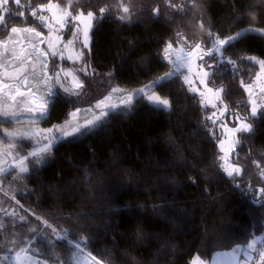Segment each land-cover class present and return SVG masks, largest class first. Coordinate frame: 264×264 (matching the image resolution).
Returning <instances> with one entry per match:
<instances>
[{
	"label": "trees",
	"instance_id": "16d2710c",
	"mask_svg": "<svg viewBox=\"0 0 264 264\" xmlns=\"http://www.w3.org/2000/svg\"><path fill=\"white\" fill-rule=\"evenodd\" d=\"M48 3L63 8L69 0H10L13 15L5 14L0 39L13 26L43 29L31 12L40 16L39 6ZM83 4L109 11L91 31L89 70L77 69L82 88L64 92L57 86L41 120L45 127L66 121L110 85L132 91L158 80L172 69L164 58L169 42L186 50L200 43L207 52L209 33L224 38L247 26L264 28V0H72L73 9ZM125 6L130 15L122 12ZM21 12L23 18L15 15ZM240 57L264 59V35L245 33L204 56L213 65L209 85L224 89L229 113L253 126L239 133L241 143L231 154L240 175L229 177L221 167L222 131L214 108L174 74L153 87L170 100L169 108L138 96L130 109L113 110L87 133L60 140L48 160H30L28 172L2 175L0 195L25 218L3 220L0 264H12L2 249L22 228L33 230L31 252L62 264H72L77 245L103 264H191L196 256L210 260L251 244L264 231V113L251 117L244 87L258 64ZM40 142H26L24 151Z\"/></svg>",
	"mask_w": 264,
	"mask_h": 264
},
{
	"label": "rangeland",
	"instance_id": "374dc122",
	"mask_svg": "<svg viewBox=\"0 0 264 264\" xmlns=\"http://www.w3.org/2000/svg\"><path fill=\"white\" fill-rule=\"evenodd\" d=\"M54 4V3H53ZM57 11L53 9L50 11H43L41 15L48 18L47 23L53 25V30L51 33L49 32L48 28H46L43 24V29H38L34 26H24L20 28H35L38 32H42L45 38V43L39 44L40 49L43 52H47L49 55L47 56V73L48 76L53 77L50 81L53 90L55 91L57 86L62 88H70L72 90H77L74 85L71 83V77L65 78L63 75L64 72H73L77 77V82L82 84L79 75L77 74V69L84 68L86 66V71L89 70V61H88V51L85 49L84 51V60L80 61L76 59V53L80 50L81 44L80 40H82V35L76 34L77 39L74 41L73 45L65 47L68 44L69 40L73 39V34H75V29L72 27V23H69L67 27L61 28L60 25L55 23V20L52 18V12ZM2 14V13H0ZM40 15V16H41ZM17 27V26H16ZM244 27L242 29L248 28ZM254 28H263L252 26ZM241 29V30H242ZM239 30V31H241ZM238 31V32H239ZM235 35V34H233ZM11 36V40L9 37ZM232 36V35H231ZM59 37V40H57ZM219 38V37H217ZM219 38V39H226ZM51 39L52 43L55 45V51L58 53L57 56H52L51 53L53 49H50L47 45V40ZM0 41H7L6 44H0V112L5 109L10 111H16L19 113L16 119H12L11 117H4L0 115V119L4 120L9 123H0V186L2 184V175H6L11 173L14 170H19L17 166L19 161L22 157L28 155L30 152H38L41 153V150L45 147L47 143L45 136L47 135V129H52L51 136L56 137L55 140L52 142V146L48 149L47 152L41 153L37 157H29L27 161L24 162V166L28 167V163L30 160H36L39 162H44L48 160V153L51 152L52 148L56 143L60 140L65 139L60 136V134L56 131L59 128H65L67 131L71 132V125L75 123L84 124L86 120H95L97 117H100L102 120L106 116H101V112H108L107 105H115L116 107L112 108L113 110H128L133 106L135 98L138 96H142L147 99L148 96L153 94L158 95L161 99H167L162 97L159 93L153 90V87L156 83L153 81H157V79L150 81L144 86L138 87L136 90L126 91L116 85H110L107 89L105 94L85 107H78L71 111L69 118L62 122L52 126L45 127L41 125V120L43 117L34 116L31 113H27L21 110V107H18L17 104L9 99L10 95H15V90L17 88L20 89L21 92H27L29 87H32V92L35 94L37 100L41 96L45 94L47 89L43 86L40 81V77L44 73L45 69L43 68L40 60L45 59L41 57L40 60L36 59V55L33 53L31 57L28 56L29 53H32L31 44L38 43V39L33 37L29 33H20L18 35H14L9 33V35L4 38L0 39ZM90 43H91V34H90ZM212 47V46H211ZM223 47V46H222ZM222 47L219 51H214L220 53ZM183 47H172L171 51V60H168L172 64V69L169 72L174 74H182L183 78L185 76L192 81L189 84V88L198 89V91H192L198 94L203 102L206 105H210L214 108L212 116L215 121L218 122L219 126L223 124L224 127H221L222 131V139L223 147H221L220 141V148L222 150V157L224 158L223 164L224 167H227L230 164H235L231 161V154H232V142L234 139L238 138L239 133H232L229 129L234 128L238 121L236 120V115L234 113H229L228 107L227 111H224V104L222 102V92L220 93V100L216 99L215 90L221 88H214L209 85L208 87L212 88L213 92H208L207 89L204 87L203 84L199 82L201 75V70L199 69L198 65L202 63V61L197 60L195 57L189 61L188 64H183L182 59H177V56L184 57L185 54L190 51L183 48V52L180 49ZM205 51V47L201 46L200 54L203 55ZM61 56L63 59H61ZM71 57V59H69ZM257 60H264L261 57H256ZM258 64V63H257ZM55 65V67H54ZM62 70V71H61ZM206 70L209 71L208 68ZM54 71H61L60 82H57L54 77ZM25 77L27 78L28 84L25 85L24 80ZM4 85H8L9 87H4ZM35 85V86H33ZM250 86V92L248 89L247 92L249 94L250 104L251 101H256V106L258 108V115L264 113V71L261 70L260 65L258 64V71L253 79V81L248 84ZM147 86V87H145ZM203 93V95H201ZM131 97V98H130ZM130 98V99H129ZM21 98L19 96L16 97V100L19 101ZM129 101L126 105L122 104V101ZM148 100V99H147ZM100 101H104L103 105L97 107V104ZM170 101V100H169ZM151 102V101H150ZM153 103V102H152ZM155 104V103H154ZM157 105V104H155ZM11 106V107H9ZM162 106V105H158ZM164 107V106H163ZM170 107L167 106V108ZM77 109L81 111L77 113L75 117L71 114L76 112ZM247 123H250L246 120ZM95 128V127H93ZM92 128V129H93ZM8 133H17L16 136H8L5 132ZM78 136L73 134L70 137ZM68 138V137H67ZM28 141H32L34 143L40 142L33 148H30L27 152L24 151V144ZM22 152V154H21ZM8 197L0 195V227L3 225L4 219H13L16 222H21L24 220L25 215L24 213L18 208L17 204H10L7 200ZM32 229L22 228L19 231L14 233V236L11 241L6 243L3 247V256L7 260L11 261L12 264H62V263H55L50 262L45 259L39 258L36 254L29 250L31 239H32ZM254 241V240H253ZM252 241V242H253ZM252 247L249 248L248 246H241L234 248L233 252H236V259H239V264H249L252 261ZM250 245V244H249ZM24 248L27 250V254L24 252H20V249ZM244 248V249H243ZM232 250L227 251H219L215 253L213 259L209 262L206 260L196 256L193 259V264H235L233 261V255H230V258L224 254ZM20 253V259L17 260L16 254ZM89 252L82 247L81 245L76 246V249L72 255L71 262L72 264H92L90 260L87 259ZM232 254V253H231ZM92 256V255H91ZM30 257V260H29ZM93 257V256H92ZM226 262V263H225ZM103 264V263H102Z\"/></svg>",
	"mask_w": 264,
	"mask_h": 264
},
{
	"label": "snow or ice",
	"instance_id": "6c2138e0",
	"mask_svg": "<svg viewBox=\"0 0 264 264\" xmlns=\"http://www.w3.org/2000/svg\"><path fill=\"white\" fill-rule=\"evenodd\" d=\"M10 0H0V27H3L7 30V22L5 21V14L7 15H13L11 13V9L8 7ZM12 3L16 5H20V0H12ZM53 9H56L57 11L52 12V18L55 20V23L60 25L61 28L67 27L69 23H72V27L75 29V34H73V39L68 41V44L65 45V47L73 45L74 41L78 38L76 34L82 35V40H80V50L76 53V59L83 61L84 60V51L85 49L90 51V34L95 26V22L99 21L102 19L105 15L106 12L109 11V8L107 6L105 7H100L96 9L95 11L90 10V6L88 4H83L80 8L73 9L72 8V0H69V3L61 8V5L59 3L53 4V3H48V4H41L39 6V10L41 12L43 11H52ZM123 13L126 14H131L130 10L128 7H123L122 9ZM155 13L159 12V9L154 10ZM99 13V15L97 14ZM16 16H19L20 18H23L24 14L21 13H16ZM31 16L35 17L39 21L44 23V26L48 28L49 32L53 30V25L47 23L48 18L41 15L37 16L36 10H33L31 12ZM121 21H124L126 17L124 15H121L117 17ZM10 33L14 35H18L20 33H29L33 37L38 39V43L31 44L32 48V53H29L28 56L31 57V55L34 53L36 55V59L40 60L41 57H44L45 59L40 60L43 68L45 69L44 73L40 77V81L43 84V86L47 89L45 94L39 98V100L36 99L35 94L32 92V87H29L27 92H21L19 88L15 90V95H10L9 99L17 104L18 107H21V110L27 113H31L34 116L38 117H44L48 112H49V105L51 103H54L55 98H56V93L53 90V87L50 84V81L52 80L53 77L48 76L47 73V56L49 55L47 52H43L39 44L45 43V38L43 36L42 32H38L35 28H20V27H11L10 28ZM245 33H254V34H260L264 35V28H254L252 26H249L248 28L242 29L239 32H236L235 35L229 36L226 39H219V38H213L212 33H209L210 37V42L212 47L207 51L204 52L203 55L200 54V49H201V44L196 43L191 45V50L188 51L184 57H180L179 55L177 56V59H182L183 64H188L190 60H192L193 57H195L197 60L202 61L198 65L199 69L201 70V78L199 82L204 85V87L207 89L208 92H213L214 90L210 87H208L209 80L212 76V73H210L207 68L213 67V65H208L207 61L204 60V56H212V52L214 51H219L220 48L224 45L231 44L233 41H237L243 37ZM186 40V38H184ZM9 40H11V36L9 37ZM57 40H59V37H57ZM7 41H0V44H6ZM47 45L50 49H53L51 55L52 56H57L58 53L55 51V45L52 43L51 39L47 40ZM171 51H172V43L169 42L167 47L164 49V58L166 60H171ZM181 52H183V48L180 49ZM61 59L63 57L61 56ZM71 59V57H69ZM240 59H247L251 61H255L260 65V68L262 71H264V60H257L256 57H240ZM230 63L235 64V61H230ZM55 67V65H54ZM86 66L84 68H81V71H86ZM62 71V70H61ZM61 71H54V77L57 82H60V76H61ZM63 75L65 78L71 77V83L74 85L76 89L82 88V84L77 82V77L75 76V73L69 71V72H64ZM172 72H167L163 76L159 77L157 81H153V83H158L159 81L165 80L168 77L172 76ZM185 80L191 84L192 81L189 80L187 76H185ZM25 85L28 84L27 78L25 77L24 80ZM241 84H243V81H241ZM35 86V85H33ZM4 87H9L8 85H4ZM61 87L63 85L61 84ZM147 87V86H145ZM246 89L249 90L250 92V86L249 85H244ZM64 92H72V89L70 88H64ZM192 91H198V89L193 88ZM224 89H217L215 90L216 94V99L220 100V93L223 92ZM264 91V89H262ZM75 95H78V93H74ZM203 95V93H201ZM19 96L21 99L19 101L16 100V97ZM131 98V97H130ZM129 98V99H130ZM147 99L157 105H162L164 107L169 106L170 101L167 99H161L160 96L158 95H151L148 96ZM129 101H122V104H127ZM104 101H100L97 104V107H100V105H103ZM11 107V106H9ZM116 107L115 105H107L108 112H101V116H107L111 114L112 108ZM80 109H77L76 112H73L71 115L75 117L78 112H80ZM224 111H227V105L224 106ZM0 115H3L4 117H11L12 119H16L17 116L19 115L18 112L16 111H10L8 109L3 110L0 112ZM251 117L255 118L258 115V108L256 106V101H251V112H250ZM236 120L238 121L237 125L234 128L229 129L230 132L232 133H250L252 131V124L246 122V118H241L239 115H236ZM104 121L100 119V117H97L95 120H86L84 124H79L75 123L71 125V132L67 131L65 128H59L56 129V131L60 134L61 137L67 138L72 136L73 134L76 135H83L90 131L93 127L98 126V124H102ZM221 127L223 128L224 125L222 124ZM47 135L45 136V139L47 143L45 144V147L41 150V153L47 152L48 149L52 146L53 140L56 139V137L51 136L52 129H47L45 130ZM6 134L8 136H16L17 133H8L5 130ZM241 143L240 138H236L233 140L231 148L233 151H235V147ZM221 147H223V141H221ZM41 153L38 152H30L28 155L22 157L19 161V164L17 165L19 167V171L22 173L28 172L29 168L24 166V162L29 159V157H37L38 155H41ZM223 160L224 158L221 157ZM34 163H39V161H34ZM223 170L226 172V174L229 177H234L238 176L243 172V169L238 165V164H230L227 167H224L221 165ZM261 176H264V172L261 173ZM261 192H264V189H260ZM46 223V222H45ZM255 244V241L252 242ZM78 247V245H77ZM249 248L252 247V244L248 245ZM20 252H24L27 254V250L24 248L20 249ZM17 260L20 259V253L18 252L16 254ZM87 259L92 262V264H102V261L96 259L95 257H92L91 254L89 253L87 256ZM260 259L262 262H264V252L260 253ZM30 260V257H29ZM39 264V262H37ZM46 264V262H44ZM195 264V262H194ZM203 264V262H201Z\"/></svg>",
	"mask_w": 264,
	"mask_h": 264
},
{
	"label": "built area",
	"instance_id": "2783aa9c",
	"mask_svg": "<svg viewBox=\"0 0 264 264\" xmlns=\"http://www.w3.org/2000/svg\"><path fill=\"white\" fill-rule=\"evenodd\" d=\"M255 244H253V249L251 251L252 253V261L251 264H263V262L260 259V253L264 252V231L260 232L255 238H254Z\"/></svg>",
	"mask_w": 264,
	"mask_h": 264
},
{
	"label": "crops",
	"instance_id": "0c3cea01",
	"mask_svg": "<svg viewBox=\"0 0 264 264\" xmlns=\"http://www.w3.org/2000/svg\"><path fill=\"white\" fill-rule=\"evenodd\" d=\"M47 115V114H46ZM45 115V116H46ZM244 249V248H243ZM234 250H232V251H229V252H227V253H230V254H224V255H227L229 258H230V255H233V257H231V258H233V261L232 260H230L231 262H234L235 264H239V259L237 258L236 259V252H233ZM232 253V254H231ZM215 255V254H214ZM214 255H213V257H214ZM213 257L210 259V261L213 259ZM230 258V259H231ZM194 259V258H193ZM206 262H209V260H206ZM226 263V262H225ZM191 264H193V260H192V263Z\"/></svg>",
	"mask_w": 264,
	"mask_h": 264
}]
</instances>
